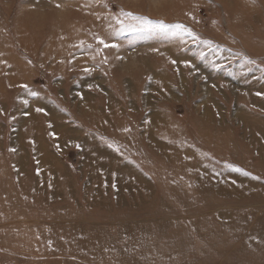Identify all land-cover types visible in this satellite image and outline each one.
Returning <instances> with one entry per match:
<instances>
[{
    "label": "rangeland",
    "instance_id": "374dc122",
    "mask_svg": "<svg viewBox=\"0 0 264 264\" xmlns=\"http://www.w3.org/2000/svg\"><path fill=\"white\" fill-rule=\"evenodd\" d=\"M262 146L264 0H0V264H264Z\"/></svg>",
    "mask_w": 264,
    "mask_h": 264
},
{
    "label": "bare ground",
    "instance_id": "6f19581e",
    "mask_svg": "<svg viewBox=\"0 0 264 264\" xmlns=\"http://www.w3.org/2000/svg\"><path fill=\"white\" fill-rule=\"evenodd\" d=\"M156 76V75H155ZM262 90V89H261ZM260 90V91H261ZM251 95V94H250ZM252 97V96H251ZM199 110L202 112V118H204V116H206L207 114L205 113L206 111H204L202 108H201V106H200V108H199ZM158 114L159 113H157V112H154V113H151L150 115H148L149 116V118L147 119V125H146V127L144 128L145 130L143 131V133H142V135L144 136V135H146V137H143L144 138V142H145V145H147V149L148 150H152V152H154V153H156L157 155H159L162 159H165V156L167 155V153H169L170 154V157L171 158H174V154L173 153H175L176 154V157H175V160H176V163H177V161L179 162V164H180V161H182V162H184L185 161V156L184 155H186V153L185 152H183L182 150H175V147H179V142L178 141H174V142H168V141H165V142H162V141H160V139L159 138H163V136H164V134H163V129H162V127H168V125L167 124H165L163 121H161V118H159V116H158ZM210 120H203V122H201V124H203L204 123V125L205 124H209L208 122H209ZM248 121V120H247ZM201 124H199L198 125V127H200L201 126ZM260 125V124H259ZM153 128H157V131L156 132H158V134H156L153 130ZM263 129V128H262ZM173 130V129H172ZM173 133H176V131H175V129H174V132ZM156 136H155V135ZM167 134H168V132H167ZM166 136V135H165ZM210 136V138H216V137H214V136H212V135H209ZM256 136V135H255ZM142 137V136H141ZM249 137V136H248ZM253 138V137H252ZM249 141V140H248ZM256 141V140H255ZM253 142V141H252ZM253 144V143H252ZM263 148H264V146H262ZM260 152V151H259ZM169 157V158H170ZM161 159V161H163V162H166L167 160H162ZM261 159V158H260ZM168 162V161H167ZM173 162V161H172ZM174 163V162H173ZM195 167V166H194ZM195 170V174H200V172L203 170V168L201 169V171H198V169H197V167H195L194 168ZM248 169V168H247ZM221 171V170H220ZM128 172V171H127ZM126 172V173H127ZM219 172V171H218ZM125 173V174H126ZM231 173H232V171H231ZM252 173H253V171H252ZM224 174V173H223ZM235 174V173H234ZM233 174V175H234ZM200 175H202V177H204V178H206V176H205V174H203L202 172H201V174ZM220 175V174H219ZM228 175H229V173H228ZM239 175V174H238ZM247 175V174H246ZM125 176V175H124ZM194 176V175H193ZM222 176V175H221ZM231 176V175H230ZM230 176H229V178L228 177H224L225 179L223 180V181H226L225 182V185H226V183H229L228 181H229V179H230ZM235 176V175H234ZM222 177V178H223ZM233 177V176H232ZM237 177V176H236ZM247 177V176H246ZM256 177H257V175H256ZM121 178V177H120ZM125 178V177H124ZM138 178V177H137ZM238 178H239V176H238ZM240 178H242V177H240ZM260 178H261V176H260ZM139 179V178H138ZM202 179V178H201ZM127 180V179H126ZM129 180H131V179H129ZM128 180V181H129ZM140 180V179H139ZM197 180V179H196ZM214 180V179H213ZM246 180V179H245ZM244 180V181H245ZM146 180L144 179V178H142V180H141V182L143 183V185H144V189H147L148 188V186H149V188H150V185H148L146 182H145ZM217 181V180H216ZM221 181V180H220ZM241 182H243L242 181V179L240 180ZM140 182V181H139ZM140 182V183H141ZM201 182H203V185H202V187H208V185H207V183H205V180H202ZM210 182V181H209ZM237 182V181H236ZM195 183V182H194ZM244 183V182H243ZM198 184V183H197ZM201 184V183H200ZM242 184V183H241ZM235 185V184H234ZM215 186V190H216V194H217V192H220V187H219V185L218 184H216V185H214ZM197 187H199V186H197ZM201 187V186H200ZM207 188H204V189H202V190H206ZM198 191H199V189H197ZM196 190V191H197ZM201 190V189H200ZM213 190H214V188H213ZM214 190V191H215ZM222 190H224V187L223 188H221V191ZM197 191V192H198ZM208 191H210V190H208ZM207 191V192H208ZM226 191H229V190H226ZM201 191H199V193H200ZM223 192V191H222ZM234 192V191H233ZM149 193V192H148ZM224 193V192H223ZM226 193V192H225ZM229 194H230V192H228ZM261 193V192H260ZM202 194V193H201ZM200 194V195H201ZM208 194V193H207ZM206 194V195H207ZM210 194H212V193H210ZM148 196V195H147ZM150 196V195H149ZM204 196V195H203ZM210 196V195H209ZM227 196V195H226ZM254 197H256V196H254ZM209 198V197H208ZM228 198V197H227ZM203 199V198H202ZM263 199V198H262ZM264 200V199H263ZM208 201V200H207ZM256 202V201H255ZM146 203V202H145ZM210 203V202H209ZM213 203V202H212ZM216 203V202H215ZM214 205V204H213ZM210 206H212V205H210ZM205 208H207V207H205ZM253 209V208H252ZM220 213V212H219ZM252 213H253V211H252ZM221 214V213H220ZM222 216V215H221ZM227 220H230V219H227ZM226 220V221H227ZM245 220V219H244ZM143 225H144V223H142ZM237 224V223H236ZM140 226H142V225H140ZM147 226V225H146ZM261 229V228H260ZM264 231V230H263ZM263 231H262V233H263ZM261 235H263V234H261ZM263 237V236H262Z\"/></svg>",
    "mask_w": 264,
    "mask_h": 264
},
{
    "label": "snow or ice",
    "instance_id": "6c2138e0",
    "mask_svg": "<svg viewBox=\"0 0 264 264\" xmlns=\"http://www.w3.org/2000/svg\"><path fill=\"white\" fill-rule=\"evenodd\" d=\"M125 15H131L130 13H126ZM137 19H139V18H137ZM117 23L121 26L120 27V29H119V31H123L124 29H125V23H124V21H122V20H119V19H117ZM144 23H145V26L146 27H144V28H136V27H132V26H129V28H128V30H131V31H144V30H149V31H159V32H161V33H165V34H170V35H173V36H175V35H182V34H184V33H187L189 36H192L193 34H192V32L190 31V30H188L187 28H185V26L184 25H182V24H175V25H166V24H164V23H158V24H156V25H152V24H150L149 22H147V21H144ZM174 29L173 31H171V32H169V29ZM96 39V41H97V43L99 44V45H102L103 46V48H115V47H119V45L118 44H115V43H112V44H109V43H107L104 39H102V38H100V37H96L95 38ZM197 41H196V39L194 38L193 39V43H196ZM201 43H204V44H210L211 42L210 41H207V40H204V41H200ZM78 47H80V48H83L84 47V41H81L80 43H79V45H78ZM88 47L89 48H91L92 46L91 45H88ZM99 51H100V49L98 48L97 49V53H99ZM201 58H203L204 57V55H205V53L203 52V51H200L199 52V54H198ZM246 59V58H245ZM104 63H106L107 62V59L105 58V60L103 61ZM173 64H175V63H177V61H175V60H173V61H171ZM247 62H249V63H255V61H247ZM182 63L185 65V66H187V67H192V61L191 60H184V61H182ZM212 67L214 68V69H219V68H221V67H223V65L222 64H219V63H213L212 64ZM197 71H198V69H196ZM84 71L87 73V72H89L90 71V69H88V68H85L84 69ZM247 71H251V69H247ZM23 87H27L26 85L25 86H23ZM89 87H92L91 85H89ZM213 87H215V85H213ZM30 95H32V96H37L38 95V93L37 92H31L30 93ZM257 95H260V93H257ZM28 102L27 101H25V104H27ZM36 111L37 112H42V111H44L42 108H37L36 109ZM25 115H27V113H25ZM125 131H127V129H125ZM54 135V134H53ZM76 147L77 148H79L80 147V145L79 144H77L76 145ZM109 147H112V145L110 144L109 145ZM13 151H14V149H13ZM114 187H115V185H113Z\"/></svg>",
    "mask_w": 264,
    "mask_h": 264
}]
</instances>
